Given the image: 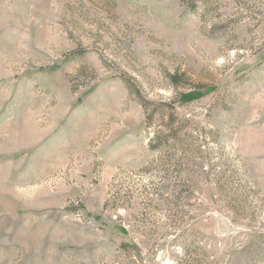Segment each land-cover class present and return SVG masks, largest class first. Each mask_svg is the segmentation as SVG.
I'll list each match as a JSON object with an SVG mask.
<instances>
[{
  "label": "rangeland",
  "instance_id": "374dc122",
  "mask_svg": "<svg viewBox=\"0 0 264 264\" xmlns=\"http://www.w3.org/2000/svg\"><path fill=\"white\" fill-rule=\"evenodd\" d=\"M0 264H264V0H0Z\"/></svg>",
  "mask_w": 264,
  "mask_h": 264
}]
</instances>
